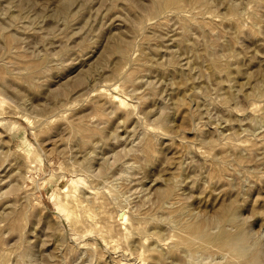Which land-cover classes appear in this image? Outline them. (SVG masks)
<instances>
[{
  "label": "rangeland",
  "instance_id": "374dc122",
  "mask_svg": "<svg viewBox=\"0 0 264 264\" xmlns=\"http://www.w3.org/2000/svg\"><path fill=\"white\" fill-rule=\"evenodd\" d=\"M0 264H264V0H0Z\"/></svg>",
  "mask_w": 264,
  "mask_h": 264
}]
</instances>
